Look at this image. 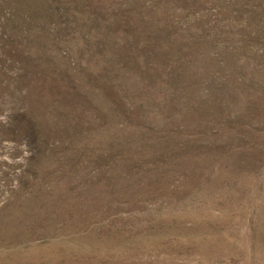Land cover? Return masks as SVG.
I'll use <instances>...</instances> for the list:
<instances>
[{"label": "rangeland", "instance_id": "obj_1", "mask_svg": "<svg viewBox=\"0 0 264 264\" xmlns=\"http://www.w3.org/2000/svg\"><path fill=\"white\" fill-rule=\"evenodd\" d=\"M0 264H264V0H0Z\"/></svg>", "mask_w": 264, "mask_h": 264}]
</instances>
